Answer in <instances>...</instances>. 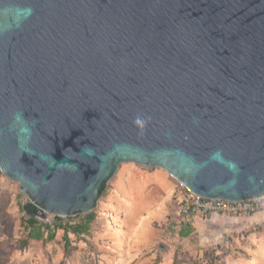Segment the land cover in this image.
Here are the masks:
<instances>
[{"label": "water", "instance_id": "1", "mask_svg": "<svg viewBox=\"0 0 264 264\" xmlns=\"http://www.w3.org/2000/svg\"><path fill=\"white\" fill-rule=\"evenodd\" d=\"M125 163L264 196V0H0V172L73 217Z\"/></svg>", "mask_w": 264, "mask_h": 264}, {"label": "rangeland", "instance_id": "2", "mask_svg": "<svg viewBox=\"0 0 264 264\" xmlns=\"http://www.w3.org/2000/svg\"><path fill=\"white\" fill-rule=\"evenodd\" d=\"M128 166L140 173L160 169L122 164L96 203L93 211L97 218L91 233L79 237L70 233L69 248L63 241L64 231L58 229L53 241H29L24 245L27 230L23 219L28 216L21 206L37 204L22 192L19 183L0 172V264H264V231L252 226L264 215L217 224L207 218L185 226L180 215L151 212L140 232L125 230L119 222L120 207L111 205L110 194ZM173 205L177 211V205ZM37 206L43 213L38 216L40 223L51 227L75 224L83 215L57 218ZM128 234L137 238L129 242Z\"/></svg>", "mask_w": 264, "mask_h": 264}, {"label": "crops", "instance_id": "3", "mask_svg": "<svg viewBox=\"0 0 264 264\" xmlns=\"http://www.w3.org/2000/svg\"><path fill=\"white\" fill-rule=\"evenodd\" d=\"M175 185L176 181L163 169L140 173L136 167H126L121 180L110 194L111 205L118 204L120 207L119 222L125 225V230L140 232L143 229V223L148 220L151 212H155L159 216L164 213L181 216L180 208L175 199ZM173 202L177 205V211L173 210ZM157 220L159 223L160 217ZM228 220L234 222L238 219L215 216L211 217L209 221L217 224V222H229ZM109 228L110 226L107 227V230ZM187 232L189 231L187 230ZM132 238L137 237L129 235V242ZM157 240L150 244L156 243Z\"/></svg>", "mask_w": 264, "mask_h": 264}, {"label": "built area", "instance_id": "4", "mask_svg": "<svg viewBox=\"0 0 264 264\" xmlns=\"http://www.w3.org/2000/svg\"><path fill=\"white\" fill-rule=\"evenodd\" d=\"M175 199L185 226H193L198 221L215 216L246 219L264 215V196L240 202L206 199L193 194L184 184L176 181ZM252 226L254 229L264 231V218L258 219Z\"/></svg>", "mask_w": 264, "mask_h": 264}, {"label": "trees", "instance_id": "5", "mask_svg": "<svg viewBox=\"0 0 264 264\" xmlns=\"http://www.w3.org/2000/svg\"><path fill=\"white\" fill-rule=\"evenodd\" d=\"M107 184L103 187L101 196L106 193ZM21 210L28 216L25 220L23 219L24 229L27 230V238L24 241L27 245L29 241H53L56 237V230L64 231L63 241L65 242L66 248L71 246L69 234L72 233L75 236H88L92 231V225L95 223L97 215L94 211L86 215H81L80 221L75 224L68 223L64 226L55 225L54 227L40 223L38 216H43V213L39 210L37 205L28 204L21 206ZM26 218V217H25ZM59 218V217H57ZM22 224V225H23ZM189 233H187L188 235Z\"/></svg>", "mask_w": 264, "mask_h": 264}, {"label": "clouds", "instance_id": "6", "mask_svg": "<svg viewBox=\"0 0 264 264\" xmlns=\"http://www.w3.org/2000/svg\"><path fill=\"white\" fill-rule=\"evenodd\" d=\"M137 124H141L142 121L138 118L137 121H136Z\"/></svg>", "mask_w": 264, "mask_h": 264}]
</instances>
